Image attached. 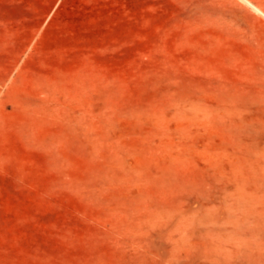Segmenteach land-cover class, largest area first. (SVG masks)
I'll return each instance as SVG.
<instances>
[{"label":"rangeland","instance_id":"obj_1","mask_svg":"<svg viewBox=\"0 0 264 264\" xmlns=\"http://www.w3.org/2000/svg\"><path fill=\"white\" fill-rule=\"evenodd\" d=\"M0 264H264V14L0 0Z\"/></svg>","mask_w":264,"mask_h":264},{"label":"bare ground","instance_id":"obj_2","mask_svg":"<svg viewBox=\"0 0 264 264\" xmlns=\"http://www.w3.org/2000/svg\"><path fill=\"white\" fill-rule=\"evenodd\" d=\"M248 4H250L251 6L254 7V9H256L258 12L264 14V10L262 8H260L259 6L253 4L250 0H245Z\"/></svg>","mask_w":264,"mask_h":264}]
</instances>
